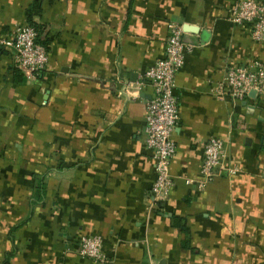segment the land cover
<instances>
[{
  "label": "crops",
  "instance_id": "obj_1",
  "mask_svg": "<svg viewBox=\"0 0 264 264\" xmlns=\"http://www.w3.org/2000/svg\"><path fill=\"white\" fill-rule=\"evenodd\" d=\"M33 1L0 0V35ZM41 2L45 71L16 82L0 47V264H95L76 252L82 235L103 240L107 264H264V98L213 92L227 67L264 62L251 26L229 19L238 0ZM170 24L195 48L175 78L174 186L155 203L150 88L133 87L164 58ZM211 137L223 168L201 187Z\"/></svg>",
  "mask_w": 264,
  "mask_h": 264
},
{
  "label": "built area",
  "instance_id": "obj_2",
  "mask_svg": "<svg viewBox=\"0 0 264 264\" xmlns=\"http://www.w3.org/2000/svg\"><path fill=\"white\" fill-rule=\"evenodd\" d=\"M230 21L236 25L248 24L252 39L264 44V2L262 0H238L230 10ZM183 30L176 24L169 25L165 56L158 60L133 87L138 94L142 88H150V97L144 105V145L154 160L155 180L151 186L153 202L164 200L171 192L174 181L171 164L176 154L173 138L179 123V109L174 94L175 78L184 66L187 56L195 46L188 44ZM37 32L28 24L14 26L8 34L0 35V47L13 53V64L27 80L37 79L48 65V53L36 42ZM251 91L264 98V62L229 66L222 81L213 92L217 98L226 97L242 101ZM226 152L225 143L211 137L203 143L200 185L203 187L220 173ZM186 183H190L186 181ZM155 205L154 203L152 204ZM76 252L95 264H107L103 252V240L98 236H79Z\"/></svg>",
  "mask_w": 264,
  "mask_h": 264
},
{
  "label": "trees",
  "instance_id": "obj_3",
  "mask_svg": "<svg viewBox=\"0 0 264 264\" xmlns=\"http://www.w3.org/2000/svg\"><path fill=\"white\" fill-rule=\"evenodd\" d=\"M42 12V2L41 0H34L33 3L30 4L28 9L26 10V23L34 28V30L37 32V38L36 42L37 44L41 45L43 48L47 49L46 44H45V39L42 38L43 34V29L40 25H38L35 22V18L39 17ZM12 75L13 78L16 82H22L24 81L25 77L21 74V72L16 69L15 67H12ZM45 192V186H44V181L43 179H39L35 182L34 186V194H33V202L39 203L42 201L43 196ZM181 230L184 232V226H180ZM9 257L5 260L4 264L8 263Z\"/></svg>",
  "mask_w": 264,
  "mask_h": 264
},
{
  "label": "water",
  "instance_id": "obj_4",
  "mask_svg": "<svg viewBox=\"0 0 264 264\" xmlns=\"http://www.w3.org/2000/svg\"><path fill=\"white\" fill-rule=\"evenodd\" d=\"M184 31V30H183ZM185 32V31H184ZM250 98H255L256 97V93L255 91H251L248 95Z\"/></svg>",
  "mask_w": 264,
  "mask_h": 264
}]
</instances>
